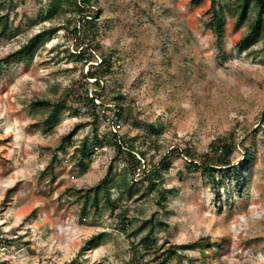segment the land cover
Instances as JSON below:
<instances>
[{"label":"rangeland","instance_id":"rangeland-1","mask_svg":"<svg viewBox=\"0 0 264 264\" xmlns=\"http://www.w3.org/2000/svg\"><path fill=\"white\" fill-rule=\"evenodd\" d=\"M54 1L0 0V264L69 263L95 234L102 237L85 264H264V28L241 43L256 11L236 25L225 6L236 1L216 0L226 17L218 39L212 0H91V23L76 0L52 14ZM50 29L30 60L16 56ZM78 45L83 58L71 55ZM103 56L113 67L96 86L85 75ZM95 93L97 110L87 103ZM118 101L132 118L116 119ZM58 103L65 109L53 118ZM113 134L134 144L141 169L167 156L154 190L132 182ZM85 140L93 153L83 167ZM219 141L232 142L234 168L231 176L216 167L224 169L213 182L190 170L187 154L213 159ZM109 168L113 198L123 174L140 195L121 209L89 204L83 214L81 192ZM149 219L156 226L146 248L151 225L138 227ZM169 247L176 254L167 257Z\"/></svg>","mask_w":264,"mask_h":264},{"label":"trees","instance_id":"trees-1","mask_svg":"<svg viewBox=\"0 0 264 264\" xmlns=\"http://www.w3.org/2000/svg\"><path fill=\"white\" fill-rule=\"evenodd\" d=\"M61 1L63 0H55L54 1V7L52 14L54 11H57V8ZM196 2L197 0H193ZM235 5L231 6L229 3H226V7L231 11L232 14L237 15V24L241 25L243 24L248 18L250 14V10L253 8V10L256 11V16L253 18L252 22L249 25L247 34L243 37L241 40L242 45L246 44L251 37H256L260 35L261 30L264 28V0H235ZM91 4V0H76L75 1V12L81 15L85 23H91L93 17L86 14L87 7H89ZM253 4V5H252ZM212 15H211V22L210 25L214 32L216 33L218 39H222L224 37V30H225V15L219 8L216 7V0H212ZM75 32H77V28H74ZM54 29H50L48 32L43 31L38 34H35L33 37L29 39V41L23 45L16 53V56L21 60H30L34 54L35 47L37 46V43L44 39L48 33L50 36L51 33H53ZM47 35V36H48ZM45 36V37H44ZM72 56H76L78 58H83L85 55L84 47L82 48L81 45H78L76 50L71 53ZM113 64L112 59L110 57L103 56L101 58L100 63L90 66V69L87 71V74L85 75L88 79H94L93 83L96 86H100L101 78L109 74L112 70ZM97 90H95L96 92ZM96 96L89 98V101L87 102L93 110H97L99 105L95 103V100H97L100 95L95 93ZM120 99L123 98V96H119ZM48 105H51L50 102H47ZM53 108V114L51 117L58 118L60 112L65 109L64 104H52ZM101 107V105H100ZM108 107V106H107ZM106 107V108H107ZM103 109V108H102ZM102 112L106 114V110L103 109ZM114 116H116V119L119 121L122 118H132L133 112L132 109L129 106H126L122 104L121 102H117L114 107ZM95 137L98 138L99 135L95 134ZM105 137V136H104ZM113 137L115 140L112 142L116 148L117 152L119 154H124L128 163V166L130 169H132V177L131 180L135 184L136 182L142 181L143 183H147V188L149 190H154L158 183H160L164 177V173L169 169L168 166V158L167 156L162 157L159 161H157L155 164L151 166H145L144 169H141L143 167V164L141 163V159H138L135 154V146L132 142L129 140H126L124 136H118L117 134H113ZM118 137V139H117ZM65 139L70 140V136H67ZM217 145L219 148L216 149V154L220 151L221 154L215 156V158L210 159L208 155L205 157H200L199 160H196L195 157L191 154V152H188V156L191 157V161L188 163V167L190 170H198L202 169L207 173L209 177H212L213 182H215V175H216V169H224V168H216V167H227L229 169V175L232 176L233 172V166L231 165V162L229 160V157L231 156L233 152V145L232 142H221ZM216 146V147H217ZM78 155H79V165L85 166V160L89 159L93 153V150L88 147L87 140H85L81 145L78 147ZM140 155L142 157L145 156V153L139 150ZM246 158L242 160V164L245 162H248L249 159V152L245 153ZM141 171V173H140ZM220 172H224V170H218ZM138 173L140 179L136 178L135 175ZM238 179V177L236 178ZM112 178V168L108 169V172L106 176L95 186L90 187L86 189L84 192H81V198L84 199V203L82 205V212L83 214L87 213V207L89 204L91 206L98 208L99 204L103 201L109 205V207L112 210L115 209H121L125 204L124 199L125 197L127 200L138 197L140 195L139 188H134L133 183H130L126 174H123L121 180L123 185L120 188L119 196L117 198L112 197V186L111 183L113 182ZM240 184V182H239ZM15 188H10L7 191V195L14 191ZM159 200L158 204L162 205L163 202L167 200V194L165 191H162L159 193ZM150 224V229L148 231L147 239L145 238L142 244H145L144 246L147 248L152 243L148 242L149 235L152 234L156 224H153V219H149L146 221H143L141 225L138 227L140 230L146 225ZM163 223L158 221L157 226H162ZM102 237V234H95L92 235L90 238L86 239L82 246L79 249L78 254L75 258L71 260L69 263H61V264H85L84 259H81L88 251L92 250L95 246L98 245L100 239ZM150 243V244H149ZM176 254V251L169 247L167 251V257H170V254ZM168 258L164 259V262L167 261Z\"/></svg>","mask_w":264,"mask_h":264}]
</instances>
